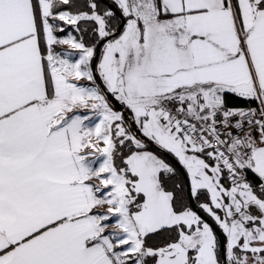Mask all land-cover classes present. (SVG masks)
<instances>
[{
  "label": "snow or ice",
  "instance_id": "obj_1",
  "mask_svg": "<svg viewBox=\"0 0 264 264\" xmlns=\"http://www.w3.org/2000/svg\"><path fill=\"white\" fill-rule=\"evenodd\" d=\"M0 264H264V0H0Z\"/></svg>",
  "mask_w": 264,
  "mask_h": 264
},
{
  "label": "trees",
  "instance_id": "obj_2",
  "mask_svg": "<svg viewBox=\"0 0 264 264\" xmlns=\"http://www.w3.org/2000/svg\"><path fill=\"white\" fill-rule=\"evenodd\" d=\"M249 179H253L254 180V177L250 176Z\"/></svg>",
  "mask_w": 264,
  "mask_h": 264
}]
</instances>
